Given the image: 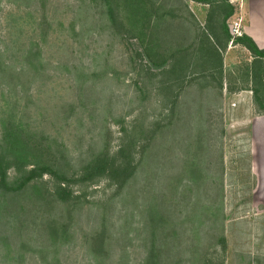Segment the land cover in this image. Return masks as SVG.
I'll use <instances>...</instances> for the list:
<instances>
[{
  "label": "rangeland",
  "instance_id": "1",
  "mask_svg": "<svg viewBox=\"0 0 264 264\" xmlns=\"http://www.w3.org/2000/svg\"><path fill=\"white\" fill-rule=\"evenodd\" d=\"M193 1L139 2L153 8L160 54L195 41L179 11ZM198 4L204 25L210 7ZM108 6L134 27L133 8L112 0H0V142L17 130L28 161L71 173L103 146L114 151L122 125L161 117L135 83L139 42L115 29ZM252 61L229 44L222 90L191 80L120 189L75 186L84 199L72 207L39 181L0 192V264H146L152 253L155 264H264V115L248 88L228 90L250 88L241 74Z\"/></svg>",
  "mask_w": 264,
  "mask_h": 264
},
{
  "label": "trees",
  "instance_id": "2",
  "mask_svg": "<svg viewBox=\"0 0 264 264\" xmlns=\"http://www.w3.org/2000/svg\"><path fill=\"white\" fill-rule=\"evenodd\" d=\"M112 1L116 5L126 6L125 9L133 8L130 11L129 20L134 27L129 31L124 28L121 20L117 21L114 18L112 8L108 6L107 9L115 29L121 35L124 31L129 33L139 42L141 50L135 52L137 62H134L133 67L136 75L135 83L153 92V99L161 109L159 113L161 117L150 124L145 119L136 118L130 126L122 125L120 127L122 136L114 151L107 145L103 146L84 165L71 173L63 172L50 161L44 162L37 155L34 156L35 160L28 161V152L25 147L22 151L17 130L12 129L11 134L4 136L0 142L1 193L17 194L31 183L39 181L44 185L45 191L52 194L59 202L72 207L84 199L83 194L76 193L75 186H87L105 179L107 184L111 186L116 184L120 189L134 174L140 158L160 128L162 119L170 121L178 97L191 80H207L211 84L215 83L216 87L222 90L223 51L230 43L245 47L253 56L251 64L243 68L245 70L241 74V82L246 85L250 82L254 101L261 113H264V49H259L256 43L244 33L231 37L227 21L233 16L235 7L229 0H194L210 7L204 25L198 22L187 5L183 10L179 9L182 12L186 10L191 16L196 38L188 47L178 48L167 56L157 51L153 43L155 33L148 30L151 28L148 25H150L149 19L153 16V8H149V11L143 8L139 2L144 0ZM167 14L172 16L176 13L171 11ZM242 88L245 87L239 86V88L234 87L228 90L233 92ZM147 97L149 96L143 94V98ZM155 262V255L152 253L146 264H155Z\"/></svg>",
  "mask_w": 264,
  "mask_h": 264
},
{
  "label": "crops",
  "instance_id": "3",
  "mask_svg": "<svg viewBox=\"0 0 264 264\" xmlns=\"http://www.w3.org/2000/svg\"><path fill=\"white\" fill-rule=\"evenodd\" d=\"M247 1L248 3H245V0H238L239 8H236L230 1V3L235 7V10L233 16L229 18V20H240L242 32L248 35L256 43L259 49H264V0ZM187 7L196 19L199 18L197 16H199L201 12H204L202 10V6L194 1ZM231 45L237 46L238 44ZM247 88L252 92L251 88L248 86L240 89V91ZM261 114L264 115V113Z\"/></svg>",
  "mask_w": 264,
  "mask_h": 264
},
{
  "label": "built area",
  "instance_id": "4",
  "mask_svg": "<svg viewBox=\"0 0 264 264\" xmlns=\"http://www.w3.org/2000/svg\"><path fill=\"white\" fill-rule=\"evenodd\" d=\"M229 21L230 20L227 21V27L231 37L234 38L240 36L243 33L240 20Z\"/></svg>",
  "mask_w": 264,
  "mask_h": 264
}]
</instances>
